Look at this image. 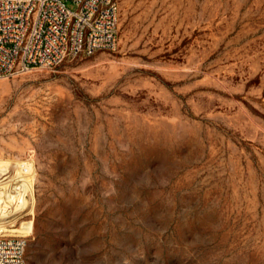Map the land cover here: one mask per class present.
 <instances>
[{"label":"rangeland","instance_id":"rangeland-1","mask_svg":"<svg viewBox=\"0 0 264 264\" xmlns=\"http://www.w3.org/2000/svg\"><path fill=\"white\" fill-rule=\"evenodd\" d=\"M117 2L115 48L0 78V225L28 264H264V0Z\"/></svg>","mask_w":264,"mask_h":264},{"label":"built area","instance_id":"built-area-1","mask_svg":"<svg viewBox=\"0 0 264 264\" xmlns=\"http://www.w3.org/2000/svg\"><path fill=\"white\" fill-rule=\"evenodd\" d=\"M64 1L0 0V78L115 48L117 0H71L75 10ZM32 172L33 162L28 158L10 163L1 178L13 181L12 192L18 199L25 197L24 184ZM2 206L0 202V213ZM25 246L24 234L0 232V264H28Z\"/></svg>","mask_w":264,"mask_h":264},{"label":"bare ground","instance_id":"bare-ground-1","mask_svg":"<svg viewBox=\"0 0 264 264\" xmlns=\"http://www.w3.org/2000/svg\"><path fill=\"white\" fill-rule=\"evenodd\" d=\"M8 165H10L9 161L0 159V177ZM31 177L26 179L27 182L24 184L25 186L23 188L27 190L29 194H31V181H32ZM12 190H13L12 180H5L3 182H0V202L3 204L2 209H1L2 213H0V218H7L10 216H15L17 213L22 212V210H24L28 205L31 204L32 206V202H33L32 195L30 197V200H28L25 197H21V198L19 197L17 199L16 194H14ZM14 222H15V219L10 221L9 224H12ZM30 230H31L30 222L24 223L20 228H17V229L15 228L9 229V228H6V225H2V224L0 225V232L6 231L3 233L23 232L21 234H26L30 232Z\"/></svg>","mask_w":264,"mask_h":264}]
</instances>
